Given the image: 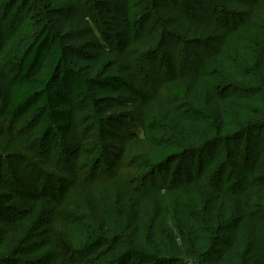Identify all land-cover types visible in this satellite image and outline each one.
<instances>
[{
	"label": "rangeland",
	"instance_id": "obj_1",
	"mask_svg": "<svg viewBox=\"0 0 264 264\" xmlns=\"http://www.w3.org/2000/svg\"><path fill=\"white\" fill-rule=\"evenodd\" d=\"M128 1L129 35L125 39L102 23L98 14L101 0H0V18L5 20V44L0 54L7 73L16 72L22 52L39 33L38 20L47 13L53 32L61 40L64 67L79 72L88 82L107 78L125 82L131 69L154 98L145 104L124 88L114 91L89 83L93 106L74 113L71 128L63 137L41 138L37 119L32 117L2 121L0 156L10 152L23 155L18 147L25 144L35 154L29 169L35 176L40 172L97 185L98 205L114 220L112 232L101 235L95 209L81 196H71L51 216L70 245L71 264H119L117 254L131 248L159 256L152 264L180 260L196 264L172 251L188 241L177 210L196 222L207 244L210 233L206 221L214 222L215 241L230 236L232 206L226 199L220 203L218 194L242 189L245 180L239 167L243 156L237 157L227 148L240 144L245 151V140H236L234 135L250 129L255 138H264L262 131L254 130L264 112L260 47L254 35H264V13L255 11L264 0ZM227 34L236 37L249 56L226 43ZM221 49L232 71H223L211 62ZM179 80H200L221 99L225 127L216 139L190 126L184 155L167 164L165 171L157 172L145 159L155 157L165 147H179L170 129L158 123L149 127V121L170 110L190 122V110L205 107V97L199 99L195 93L185 99L169 94L167 85ZM6 98L7 85L0 76V113ZM238 98L256 102L240 103ZM255 147L262 154L247 165V181L264 176V140ZM152 194L157 198L152 199ZM133 196L152 199V211L159 206L163 220L157 226V237L146 234L140 247L131 241ZM242 231L253 247L255 263L264 264V214L252 207ZM98 235L103 243L95 246L91 240ZM8 245L0 224L4 255L19 254L15 262L20 264L30 259L26 254L34 250L25 244L8 251ZM163 251L168 254L162 255ZM128 264L145 263L130 258Z\"/></svg>",
	"mask_w": 264,
	"mask_h": 264
},
{
	"label": "trees",
	"instance_id": "obj_2",
	"mask_svg": "<svg viewBox=\"0 0 264 264\" xmlns=\"http://www.w3.org/2000/svg\"><path fill=\"white\" fill-rule=\"evenodd\" d=\"M255 11L264 13V5L258 4ZM99 17L106 28L120 34L125 39L129 35V1L128 0H101L98 11ZM0 18V53L5 44L4 23ZM40 26L36 38L24 49L19 58L16 72L7 73L2 64L0 54V76L7 85L6 104L0 113L1 122L17 120L23 117L37 119L38 132L41 138L63 137L71 128L73 115L76 111L86 110L93 106L89 83L100 88L109 87L114 91L124 88L137 101L151 104L154 100L150 90L139 80L137 74L129 69L128 80L123 82L116 78H107L103 81L88 82L79 72L64 67V53L60 38L53 32L51 19L47 13L38 20ZM254 33V32H253ZM259 44V64L261 81L264 86V35L254 33ZM226 43L235 46L243 56H249L233 35H226ZM225 44V42H224ZM223 50L211 57L215 67L223 71H232L231 66L223 57ZM250 63L253 62L249 58ZM169 94L177 99H185L195 93L200 99L205 97V107L201 111L190 110L191 120L186 121L168 110L159 113L149 121L161 124L170 129L175 135L179 149L165 147L155 157L145 159V163L157 172L166 170L167 164L184 155V146L190 126L195 125L202 129L207 136L219 139L224 127V113L221 99L200 80H179L167 85ZM240 103L256 102L249 98H238ZM264 111V104L262 106ZM262 121L254 128L262 131L264 136V112ZM246 134L236 133V140H245V151L238 147L228 146L237 156H243L244 161L239 164L244 175L243 188L229 189L218 194V201L226 199L232 206V223L230 236L215 241L213 220L206 221L205 226L210 233L207 244L203 230L191 218L185 217L178 209V217L187 236V243L176 246L173 252L187 262L196 264H256L254 251L250 242L246 241L242 231L243 223L249 218L252 207L264 214V176L261 174L253 181H247V165L262 154L256 143L264 140L261 136L255 138L252 129ZM243 135V136H242ZM217 146L219 145L215 142ZM225 147V144H220ZM17 152H10L0 156V224L3 225L8 238V251L15 246L31 245L34 250L26 255L30 258L20 264H71V248L65 236L54 226L51 216L73 195L86 198L95 209L98 224L103 234L112 232L113 219L104 214L98 205L99 189L96 184H89L79 180L56 179L47 177L38 172L29 171L31 156L34 152L25 144H21ZM247 149V150H246ZM34 170V169H33ZM157 195L152 194V199ZM152 199L133 196L131 199V241L133 246L140 247L145 243V235L157 237V226L163 220L160 218V207L151 209ZM122 203V197H119ZM123 208V207H122ZM217 239V238H216ZM103 240L98 235L91 243L102 245ZM19 247V249H21ZM47 251L44 252L43 250ZM16 251V250H15ZM172 252V253H173ZM165 251L162 255H166ZM19 254L4 255L0 250V264H16ZM134 258L145 264L159 261L160 257L145 254L131 248L125 253L117 254L119 264H128ZM42 261V262H40ZM176 264H186L179 261Z\"/></svg>",
	"mask_w": 264,
	"mask_h": 264
}]
</instances>
